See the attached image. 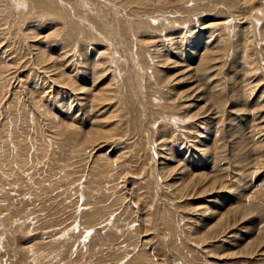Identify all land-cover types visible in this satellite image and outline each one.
Listing matches in <instances>:
<instances>
[{
  "label": "rangeland",
  "instance_id": "obj_1",
  "mask_svg": "<svg viewBox=\"0 0 264 264\" xmlns=\"http://www.w3.org/2000/svg\"><path fill=\"white\" fill-rule=\"evenodd\" d=\"M51 1L0 5V264H264V0Z\"/></svg>",
  "mask_w": 264,
  "mask_h": 264
},
{
  "label": "bare ground",
  "instance_id": "obj_2",
  "mask_svg": "<svg viewBox=\"0 0 264 264\" xmlns=\"http://www.w3.org/2000/svg\"><path fill=\"white\" fill-rule=\"evenodd\" d=\"M9 1V0H8ZM7 0H0V5H5V4H2V2L4 3V2H6V5H7V2H8ZM14 2H13V4L12 5H14V7H16L15 9H19L20 7H22L23 5H26V4H30V10H31V12H32V15H35V14H37V13H39L38 11H37V9H40L41 8V4L42 3H40L39 2V0H13ZM51 1V0H50ZM49 0H48V2H49V4L51 5V2H50ZM112 1V0H111ZM137 3H142L141 2V0H135ZM159 1V3H162V2H164V3H168V2H171V1H174L175 3H180L181 1L183 2V0H158ZM9 3V2H8ZM145 4V3H144ZM163 4V3H162ZM5 5V6H6ZM11 5V4H10ZM166 5V4H165ZM61 6V5H60ZM7 7H10V6H8L7 5ZM58 7V6H57ZM55 5H52V9H50V13H51V15H52V12H53V14H54V16H56L57 15V18H58V16H61V17H64V15L66 16L67 15V12H64V10H63V12L60 10V9H58ZM62 7V6H61ZM11 9V8H10ZM63 9V8H62ZM29 10V11H30ZM20 11H22V10H20ZM65 11H66V9H65ZM30 13V12H29ZM47 13V12H46ZM20 14H22L21 12H20ZM28 14V13H27ZM48 14V13H47ZM68 14H70V13H68ZM32 15H29V16H32ZM67 16H69V15H67ZM66 16V17H67ZM65 17V18H66ZM70 17V16H69ZM72 17V16H71ZM26 18H28V17H26ZM72 18H74V17H72ZM59 19V18H58ZM79 19V18H78ZM62 20V19H61ZM72 20V19H71ZM87 21V20H86ZM23 22V21H22ZM64 22H65V20H64ZM68 22V21H67ZM72 22V21H71ZM71 22H70V24H71ZM73 23V22H72ZM24 24V23H23ZM68 24V23H67ZM74 24V23H73ZM140 24V23H139ZM135 26V25H134ZM76 27V26H75ZM140 27H142V26H140V25H137L136 24V26H135V28H137V31H139V28ZM131 28V27H130ZM156 28H158V27H156ZM71 29H72V27H71ZM162 29V28H161ZM73 30V29H72ZM126 34V33H125ZM138 45V44H137ZM143 46V45H142ZM113 48V47H112ZM146 48V47H145ZM146 50V49H145ZM138 55H144V54H146L145 52H144V50L143 49H141V46L139 45V49H138ZM141 53V54H140ZM45 55V52L44 51H41L40 52V56H44ZM32 56H34V55H32ZM47 57V56H46ZM138 57V56H137ZM146 58V57H145ZM114 77H115V75H114ZM67 84V83H66ZM68 86V85H67ZM104 92H105V89H102L100 92H98V96H96V98L97 99H102L105 95H104ZM96 133V135H98V133H99V131H96L95 132ZM177 169H178V165H176L175 167H174V170H176L177 171ZM183 170V169H182ZM178 186V185H177ZM151 221V220H150Z\"/></svg>",
  "mask_w": 264,
  "mask_h": 264
}]
</instances>
